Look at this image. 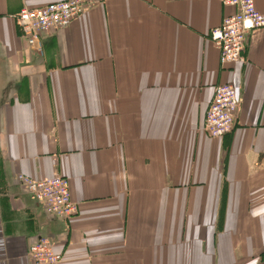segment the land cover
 I'll list each match as a JSON object with an SVG mask.
<instances>
[{
    "label": "crops",
    "instance_id": "crops-1",
    "mask_svg": "<svg viewBox=\"0 0 264 264\" xmlns=\"http://www.w3.org/2000/svg\"><path fill=\"white\" fill-rule=\"evenodd\" d=\"M51 1L0 0V264H32L39 237L57 264H264V25L222 66L210 32L234 6L97 0L30 47L15 16ZM221 83L240 103L211 137ZM18 175L66 177L77 213Z\"/></svg>",
    "mask_w": 264,
    "mask_h": 264
},
{
    "label": "built area",
    "instance_id": "built-area-1",
    "mask_svg": "<svg viewBox=\"0 0 264 264\" xmlns=\"http://www.w3.org/2000/svg\"><path fill=\"white\" fill-rule=\"evenodd\" d=\"M219 1L235 7L234 13L225 16L220 25L210 32V38L219 50V62L222 66L245 62L243 50L246 34L264 25V14L256 9L254 0ZM96 2L58 0L40 7H25L17 13L15 21L26 42L31 47L40 48L41 32L48 28L66 26ZM239 103L233 84L221 83L213 87L212 98L203 119V129L209 136L219 137L232 130ZM18 180L48 214L68 220L77 213V205L71 200L66 177L54 175L31 179L18 175ZM28 253L32 264H57L61 258L47 237H39L29 246Z\"/></svg>",
    "mask_w": 264,
    "mask_h": 264
},
{
    "label": "rangeland",
    "instance_id": "rangeland-1",
    "mask_svg": "<svg viewBox=\"0 0 264 264\" xmlns=\"http://www.w3.org/2000/svg\"><path fill=\"white\" fill-rule=\"evenodd\" d=\"M28 44V43H27ZM29 45V44H28ZM30 46V45H29ZM31 47V46H30Z\"/></svg>",
    "mask_w": 264,
    "mask_h": 264
}]
</instances>
